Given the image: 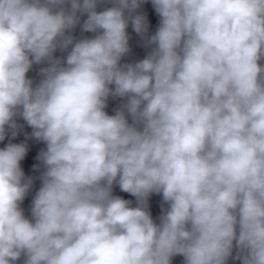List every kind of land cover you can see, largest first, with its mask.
I'll use <instances>...</instances> for the list:
<instances>
[{
  "label": "clouds",
  "instance_id": "9594fccd",
  "mask_svg": "<svg viewBox=\"0 0 264 264\" xmlns=\"http://www.w3.org/2000/svg\"><path fill=\"white\" fill-rule=\"evenodd\" d=\"M102 2L0 0V142L19 116L46 144L31 219L27 145L0 149V264H264V0H151L150 36L147 0ZM129 23L151 50L121 63Z\"/></svg>",
  "mask_w": 264,
  "mask_h": 264
}]
</instances>
